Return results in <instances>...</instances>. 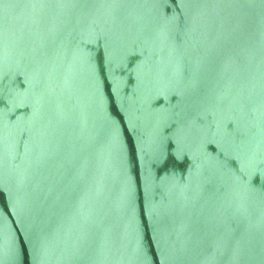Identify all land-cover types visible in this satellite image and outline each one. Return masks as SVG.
<instances>
[{
	"label": "water",
	"instance_id": "95a60500",
	"mask_svg": "<svg viewBox=\"0 0 264 264\" xmlns=\"http://www.w3.org/2000/svg\"><path fill=\"white\" fill-rule=\"evenodd\" d=\"M0 264H264V0H0Z\"/></svg>",
	"mask_w": 264,
	"mask_h": 264
}]
</instances>
